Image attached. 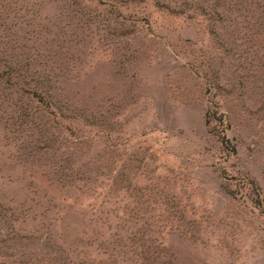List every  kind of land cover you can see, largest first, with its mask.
<instances>
[{
    "label": "rangeland",
    "instance_id": "rangeland-1",
    "mask_svg": "<svg viewBox=\"0 0 264 264\" xmlns=\"http://www.w3.org/2000/svg\"><path fill=\"white\" fill-rule=\"evenodd\" d=\"M0 264H264V0H0Z\"/></svg>",
    "mask_w": 264,
    "mask_h": 264
}]
</instances>
